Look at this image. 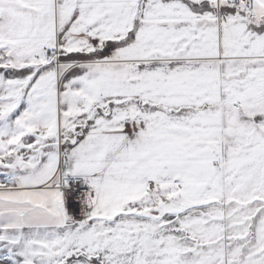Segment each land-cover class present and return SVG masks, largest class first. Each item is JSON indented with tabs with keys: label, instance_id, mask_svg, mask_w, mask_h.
Returning a JSON list of instances; mask_svg holds the SVG:
<instances>
[{
	"label": "snow or ice",
	"instance_id": "obj_1",
	"mask_svg": "<svg viewBox=\"0 0 264 264\" xmlns=\"http://www.w3.org/2000/svg\"><path fill=\"white\" fill-rule=\"evenodd\" d=\"M0 264H264V0H0Z\"/></svg>",
	"mask_w": 264,
	"mask_h": 264
}]
</instances>
